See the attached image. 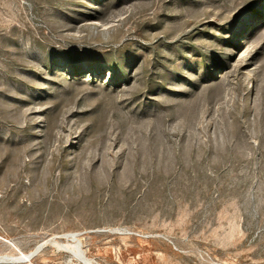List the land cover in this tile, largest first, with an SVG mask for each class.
Listing matches in <instances>:
<instances>
[{
    "label": "rangeland",
    "instance_id": "374dc122",
    "mask_svg": "<svg viewBox=\"0 0 264 264\" xmlns=\"http://www.w3.org/2000/svg\"><path fill=\"white\" fill-rule=\"evenodd\" d=\"M0 264H264V0H0Z\"/></svg>",
    "mask_w": 264,
    "mask_h": 264
}]
</instances>
